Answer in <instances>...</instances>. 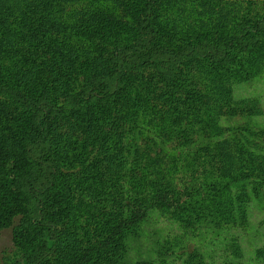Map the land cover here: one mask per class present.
I'll use <instances>...</instances> for the list:
<instances>
[{
	"label": "trees",
	"instance_id": "1",
	"mask_svg": "<svg viewBox=\"0 0 264 264\" xmlns=\"http://www.w3.org/2000/svg\"><path fill=\"white\" fill-rule=\"evenodd\" d=\"M262 76L264 1L0 0V233L18 257L0 264H154L129 256L153 215L244 229L264 210L263 111L234 89ZM229 245L219 264H242ZM185 254L170 264H217Z\"/></svg>",
	"mask_w": 264,
	"mask_h": 264
},
{
	"label": "rangeland",
	"instance_id": "2",
	"mask_svg": "<svg viewBox=\"0 0 264 264\" xmlns=\"http://www.w3.org/2000/svg\"><path fill=\"white\" fill-rule=\"evenodd\" d=\"M234 94L237 99L253 98L261 103L263 115L252 119V122L264 131V76L260 79H254L248 84L236 86ZM244 121V119L224 121L223 124L230 125V129H233L237 124ZM232 134L233 132H226V137H231ZM171 144V140L166 142L165 150L167 152L172 151L169 147ZM169 155L173 157V160H178V166L181 168L183 155L177 150ZM232 236L237 237L242 264H264V210L257 204H254L250 209L249 221L244 229H232L229 232L208 231L206 234L194 237L190 234H184L181 229L175 227L164 217L153 215L144 225L142 234L138 237L139 241H135L129 249V256L132 259L142 257L152 260L154 264H160L159 255L165 251L171 253L165 257L170 264L172 258H183L185 253L197 250L207 260L210 256L216 257L215 260L219 264L223 255L225 257V255L229 256L230 254L229 243ZM14 251L12 230L11 228L5 229L0 233V258H18L17 255H14ZM175 264H180V260L176 259Z\"/></svg>",
	"mask_w": 264,
	"mask_h": 264
},
{
	"label": "crops",
	"instance_id": "3",
	"mask_svg": "<svg viewBox=\"0 0 264 264\" xmlns=\"http://www.w3.org/2000/svg\"><path fill=\"white\" fill-rule=\"evenodd\" d=\"M229 1H244V0H229ZM256 1H264V0H256Z\"/></svg>",
	"mask_w": 264,
	"mask_h": 264
}]
</instances>
